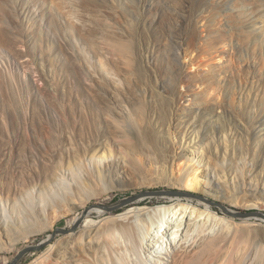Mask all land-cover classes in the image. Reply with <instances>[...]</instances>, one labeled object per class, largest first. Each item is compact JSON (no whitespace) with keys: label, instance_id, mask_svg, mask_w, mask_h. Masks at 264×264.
Wrapping results in <instances>:
<instances>
[{"label":"rangeland","instance_id":"374dc122","mask_svg":"<svg viewBox=\"0 0 264 264\" xmlns=\"http://www.w3.org/2000/svg\"><path fill=\"white\" fill-rule=\"evenodd\" d=\"M117 40L133 44L136 51L133 56L137 58L132 56L130 59L134 63L139 62L147 76L158 85L165 81L161 70L165 61L172 67H180V76L186 83L176 90L175 118L171 120L173 145L177 153L192 155V152L186 151L188 143L193 144L201 135L203 116L212 115L210 120H215L214 110L220 113V98L225 94L229 119L237 125L236 130H228L229 140L236 146L239 157L244 156L241 152L243 145L248 146L245 157L248 165L252 162L264 143V130H259L257 125V121L264 117V0H0V199L8 198L12 202L14 195L20 197L26 191L47 188L56 170V166L51 165L53 159L58 167L65 169L70 159L74 164L78 152L82 155L87 152L86 156L89 153L90 157L91 150L87 151L90 139L78 132L80 126L84 125L82 128L85 131L88 129L87 132L89 127L75 122L73 117L75 112L84 118L89 114L87 87L94 82L100 83L101 91L105 90L112 112L117 116L130 117V97L133 96L126 93V88L127 80H133L134 75L130 74L131 77L126 73L124 59L112 51L110 43L107 44ZM218 50L223 53L219 67L194 69L191 66V61L199 54L210 58ZM158 61L160 65L156 64ZM78 77L83 89L77 85ZM56 84L58 101L49 97ZM11 89H14V99L19 104L14 112L10 103ZM185 90L188 92L181 99L179 93ZM148 93L151 105L154 100L150 97V90ZM204 94L207 98L202 97ZM47 100L55 102L52 109L46 104ZM40 110L49 112L56 120L58 113L64 114L60 121L65 134L64 142L52 148L53 151L48 146L49 132L39 131L31 119L32 113L39 114ZM153 111L149 114H152V121H156L157 112ZM201 111L210 114L202 115ZM242 111L246 112L245 118L240 115ZM13 113L17 118V130L23 136L19 154L14 159L10 154ZM76 131L79 135L75 134ZM205 134L201 139L203 145L207 142L212 146H224L225 135L219 134L217 138L210 132ZM74 135L77 143L73 141ZM114 140L108 131L105 136H98L97 150L108 151V144L113 147ZM235 156L234 152L230 154L228 151L225 158L230 160ZM87 162L92 166L89 158ZM15 163L24 168L26 177L24 174L11 175L10 166ZM47 165H51L53 170L44 172ZM176 171L174 167V175ZM167 174L172 177L171 168ZM122 175V172L118 173L114 180H119ZM147 175L146 183L142 185L92 198L87 209L101 206L105 212L101 217L93 215L95 222L102 226L109 217L123 219L125 216H121L120 212L129 202L124 203V200L144 191H180L165 184H156L155 174ZM11 183L12 186L16 184L14 190H11ZM91 184L96 187L94 181ZM190 194L195 200L204 197L199 193ZM207 202L219 210L224 207L223 202L214 198H207ZM85 209L73 208L56 219V213L49 210L45 217L54 221L53 227L31 236L27 241L22 240L10 252H1L0 264H10L25 247L41 245L14 263L37 264L45 248L67 235L74 215L84 213ZM133 210L131 214L134 213L135 218L138 209ZM238 212L253 215L254 225H264L263 220L255 216L256 209L239 208L235 213ZM242 215L237 218H245ZM83 220L84 217L75 223L74 231L84 229ZM161 236L157 252L145 245L142 254L150 264H175V253L188 249L190 243L179 240L178 236L170 245L166 237ZM127 258L129 263L135 264L132 257Z\"/></svg>","mask_w":264,"mask_h":264},{"label":"bare ground","instance_id":"6f19581e","mask_svg":"<svg viewBox=\"0 0 264 264\" xmlns=\"http://www.w3.org/2000/svg\"><path fill=\"white\" fill-rule=\"evenodd\" d=\"M111 42L107 44L110 43L112 51L124 59L123 69L129 76L134 75L133 80L127 78L126 88V93L133 96L130 97V117L117 116L110 110L108 95L105 90L101 91L100 83L94 82L87 87L90 112L85 118L79 117L75 112L73 118L75 122L88 125L89 132L88 129H83L84 125L77 127L80 128V136H88L90 139V145L85 149L88 152L91 150L92 154L88 157L87 152H84L85 156L76 152L77 159H74V164L70 159L65 169L58 167L52 158L51 165L56 166V170L48 181L47 188L36 192L26 191L20 197L14 195L12 202L8 198L0 199V253L10 252L22 240L27 241L31 236L53 227L54 221L45 217L49 210L56 213V219L66 212H71L73 208L82 207L86 208L84 213L82 212L83 216L81 212L74 215L68 225L70 232L55 244L46 247L45 253L38 257L37 264H131L127 257H132L135 264H150L149 259L142 254L143 248L148 245V248L157 252V243L162 234L170 245L175 243L178 236L179 240H188L190 243L188 249L175 253V264H264V225H254L251 217L253 215L235 213L239 208L256 209L258 212L254 213L255 216L264 222V143L260 145L259 152L254 155L249 165L245 157L248 146L243 145L241 152L244 156H237L239 152L228 137V130H236L237 125L229 119L224 94L218 107L221 108L220 113L217 114V109L214 110L215 120H210L212 115L203 116L204 127L201 135L193 144L188 143L186 151L192 152V155L177 153L173 145L171 120L174 117L173 106L177 103L175 93L186 83L180 76V67H172L164 60L165 66L162 69L157 66V69L163 71L165 81L158 85L147 76L139 62L134 63L130 59L136 54L133 44L121 40L112 44ZM222 57L221 50L214 52L210 58L199 54L191 61V66L195 67L194 69L216 68L219 67ZM156 64L160 65L159 61ZM78 79L77 85L83 89L81 78ZM149 90L150 97L154 100L151 105L147 99ZM187 92L185 90L179 93L181 99ZM14 95L15 91L11 89L10 103L13 112L19 107ZM206 95L202 97L207 98ZM49 97L58 101L57 84ZM45 102L51 109L54 107L55 102ZM152 109L157 112L156 121H152V114H149ZM45 113L41 110L39 114L32 113L31 119L39 131L49 132L48 146L52 150L57 144L64 142L65 134L60 123L64 114L57 112L56 120L49 112ZM200 114L210 113L201 111ZM240 115L245 118L246 112L242 111ZM11 125L13 131L10 154L14 159L19 154L23 136L17 130V118L12 120ZM257 125L259 130H264V117L257 121ZM107 131L116 139L114 146L108 144V151H98L97 137L105 136ZM206 132L216 137L219 134L225 135L224 146H212L207 142V145H203L201 139L203 135L206 136ZM75 137H72L74 142ZM196 144L198 146L194 147ZM228 151L230 154L234 152L236 156L227 160L225 155ZM1 153L2 147L0 155ZM88 158L92 166L87 162ZM51 165H47L44 172H50L53 168L50 169ZM10 167L11 175L24 174L26 177L24 168H20L16 163ZM174 167L177 168L176 175ZM167 168H171L172 177L167 174ZM120 172L124 174L122 178L114 180ZM147 174H155L156 184H165L180 191L160 196L138 194L120 212L121 216H125L123 219L109 217L102 226L95 222L93 215L101 217L105 212L101 206L87 209L92 198L142 185L146 183ZM91 181L96 183V187ZM12 183L11 190H14L16 184L12 186ZM190 193H199L204 197L195 200ZM207 198L220 200L224 207L222 210L212 207ZM70 203L74 204V207ZM133 209H138L135 218L134 213L131 214ZM238 215L245 218H237ZM82 217L84 229L74 231L75 223Z\"/></svg>","mask_w":264,"mask_h":264},{"label":"water","instance_id":"95a60500","mask_svg":"<svg viewBox=\"0 0 264 264\" xmlns=\"http://www.w3.org/2000/svg\"><path fill=\"white\" fill-rule=\"evenodd\" d=\"M143 194H146L148 196H160L163 195L165 193L167 194H174V191H144L142 192ZM141 194V193H140ZM136 197V196H135ZM134 197H129L127 199L124 200V203L126 202H130ZM41 247V245H36V246H28L25 247L24 249H22L19 253H17V255L15 256L14 260L10 263V264H14L21 256H23L25 253L33 251V250H37Z\"/></svg>","mask_w":264,"mask_h":264}]
</instances>
